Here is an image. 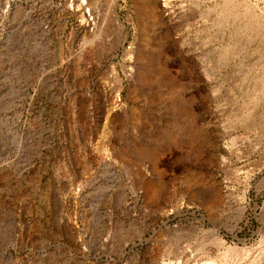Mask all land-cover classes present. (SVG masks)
<instances>
[{
    "label": "rangeland",
    "instance_id": "374dc122",
    "mask_svg": "<svg viewBox=\"0 0 264 264\" xmlns=\"http://www.w3.org/2000/svg\"><path fill=\"white\" fill-rule=\"evenodd\" d=\"M0 264H264V0H0Z\"/></svg>",
    "mask_w": 264,
    "mask_h": 264
},
{
    "label": "bare ground",
    "instance_id": "6f19581e",
    "mask_svg": "<svg viewBox=\"0 0 264 264\" xmlns=\"http://www.w3.org/2000/svg\"><path fill=\"white\" fill-rule=\"evenodd\" d=\"M170 1H171V0H170ZM148 12H149V11H148ZM92 19H94V21L92 22V24H93V25H96V23H97V18H93V17H92ZM189 256H190V255H189Z\"/></svg>",
    "mask_w": 264,
    "mask_h": 264
},
{
    "label": "built area",
    "instance_id": "2783aa9c",
    "mask_svg": "<svg viewBox=\"0 0 264 264\" xmlns=\"http://www.w3.org/2000/svg\"><path fill=\"white\" fill-rule=\"evenodd\" d=\"M88 22L92 23L93 19L91 17H88Z\"/></svg>",
    "mask_w": 264,
    "mask_h": 264
}]
</instances>
